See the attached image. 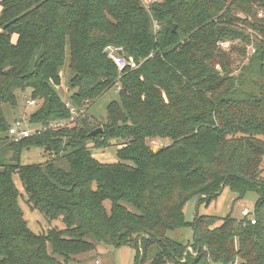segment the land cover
<instances>
[{
  "label": "trees",
  "instance_id": "1",
  "mask_svg": "<svg viewBox=\"0 0 264 264\" xmlns=\"http://www.w3.org/2000/svg\"><path fill=\"white\" fill-rule=\"evenodd\" d=\"M109 48L139 66L120 71ZM63 70L77 116L58 92ZM116 86L105 121L89 115ZM19 91L41 129L15 140ZM153 138L171 143L153 150ZM113 141L117 161L93 156L90 143ZM31 147L51 158L22 164ZM15 172L29 205L64 228L29 227ZM225 187L259 193L255 223L186 220L188 201ZM188 226L191 242L168 236ZM95 241L130 246L134 264H264V0H0V264H69Z\"/></svg>",
  "mask_w": 264,
  "mask_h": 264
},
{
  "label": "rangeland",
  "instance_id": "2",
  "mask_svg": "<svg viewBox=\"0 0 264 264\" xmlns=\"http://www.w3.org/2000/svg\"><path fill=\"white\" fill-rule=\"evenodd\" d=\"M152 0H144L145 5L149 6ZM153 2V1H152ZM239 15L244 16L242 12H238ZM261 15V14H260ZM226 46L228 43L225 44ZM249 53L253 52V46L248 48ZM62 83L58 86V92L63 97V99L69 102L68 94L70 92L69 88V72L68 70H63L61 72ZM118 86L111 90H108L102 97H100L96 102L92 103L88 109V114L95 116L96 119L105 121L107 114L108 103L116 98L118 94ZM20 97V105L14 109H10L9 119L26 118L27 122L29 116L32 112L36 110L35 106L27 107V100L29 98V92L21 93L18 92ZM28 96V98H26ZM77 116V111L73 113ZM29 123V122H28ZM56 123H51V126H55ZM64 124V122H62ZM171 143L170 139L153 138L149 141V144L153 150L165 146ZM89 146L92 147L93 156L102 162H114L118 160L117 149L121 147V141H113L112 144L102 147L95 148L93 144L90 143ZM51 158L49 152L40 147L26 148L22 151L21 162L22 164H38L44 163ZM14 182L20 191L19 202L24 211V216L28 221L29 227L36 233H47L49 229L57 227L62 229L65 227L61 220H56L49 222L45 215L38 209L33 208L29 205L27 199V193L21 182L20 176L17 172L13 175ZM237 194L232 192L228 187H225L220 195L211 200L210 202L199 203L198 198H192L188 201L186 205V220L193 221L197 214H209L217 216H226L230 213L236 218H243L242 210L244 208L250 209L254 212V207L257 199L259 198V193L256 190L249 191L243 198L238 199ZM168 236L174 238L178 241L184 243L191 242L194 237V230L191 226L179 228L172 230L168 233ZM96 247L78 256L76 259L70 260L69 264H134L135 262V250L128 245L115 246L112 244H106L103 242H96ZM157 247H153L150 254L156 250Z\"/></svg>",
  "mask_w": 264,
  "mask_h": 264
},
{
  "label": "built area",
  "instance_id": "3",
  "mask_svg": "<svg viewBox=\"0 0 264 264\" xmlns=\"http://www.w3.org/2000/svg\"><path fill=\"white\" fill-rule=\"evenodd\" d=\"M154 1V0H152ZM156 30L159 28V26L156 24ZM109 55L115 62L117 68L121 71L125 68L135 69L139 66V62L134 59V57H127L124 54L120 55L118 54V49L109 48ZM118 90H120V87H118ZM28 98V96L26 97ZM36 105V101L34 99H31L30 97L27 100V107H32ZM66 105L71 108L72 112L75 113L76 110L71 106L70 102H66ZM62 122L56 123L55 126L62 125ZM40 127H32L27 122L26 118H20L17 119L12 126L10 127V135L15 139L19 140L25 137H29L30 135L34 134L37 131H40ZM243 217H247L251 220L252 223L256 222V218L254 217V214L250 211L248 208H244L242 211Z\"/></svg>",
  "mask_w": 264,
  "mask_h": 264
},
{
  "label": "water",
  "instance_id": "4",
  "mask_svg": "<svg viewBox=\"0 0 264 264\" xmlns=\"http://www.w3.org/2000/svg\"><path fill=\"white\" fill-rule=\"evenodd\" d=\"M108 53H109V49H108V51H106V54H108ZM118 54L122 55V54H123V51H122L121 49H119V50H118ZM100 132H102V128H101V127L98 128V129H95V130L92 131L90 134H91V135H96V134H98V133H100Z\"/></svg>",
  "mask_w": 264,
  "mask_h": 264
}]
</instances>
